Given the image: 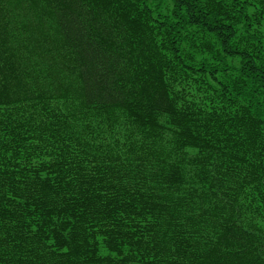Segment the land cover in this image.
<instances>
[{
  "label": "trees",
  "instance_id": "1",
  "mask_svg": "<svg viewBox=\"0 0 264 264\" xmlns=\"http://www.w3.org/2000/svg\"><path fill=\"white\" fill-rule=\"evenodd\" d=\"M0 264H264V0H0Z\"/></svg>",
  "mask_w": 264,
  "mask_h": 264
}]
</instances>
